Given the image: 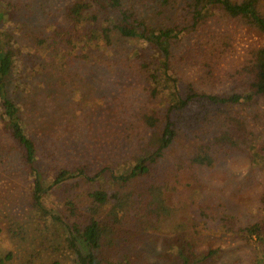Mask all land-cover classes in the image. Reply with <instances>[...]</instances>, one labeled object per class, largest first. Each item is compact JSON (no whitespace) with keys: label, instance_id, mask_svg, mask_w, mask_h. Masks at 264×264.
<instances>
[{"label":"rangeland","instance_id":"374dc122","mask_svg":"<svg viewBox=\"0 0 264 264\" xmlns=\"http://www.w3.org/2000/svg\"><path fill=\"white\" fill-rule=\"evenodd\" d=\"M5 1L19 3L21 12L10 22L15 32L21 22L28 30L49 29L71 0ZM137 1L150 13L155 26L176 19L178 6L173 13L162 8V0L147 4ZM261 10L264 13V2ZM206 38L217 39V47L222 41L226 46L216 50L207 47L204 38H188L186 45L193 50L191 58H183L178 66V83L207 94L230 93L244 80L237 72L247 50L264 45V34L228 21ZM135 44L120 39L113 50L105 52L101 64L56 69L46 77L31 63L43 53L33 44L9 77V97L20 107L46 175L82 163L97 169L129 155L136 142L133 130L140 127L138 109L146 101L143 78L135 72L137 66L125 58V53L138 47ZM182 54L184 57V50L179 49L177 58ZM225 109L245 127L243 139L238 141L241 151L211 171L193 169L185 173L174 199L178 203L175 213L156 227L121 222L118 229L124 242L117 244L119 256L131 250L137 256L133 264H183L180 235L190 242L194 253L217 250V260L212 264H264V247L248 245L240 237L225 233L219 221L231 215L247 224L264 213L259 204L264 193V99ZM252 141L259 145L260 153ZM189 150L184 140L177 139L165 161L170 163ZM0 151V264H78V253L85 251L78 243L69 242L73 219L64 212L56 189L43 197V204L52 215L61 217L60 221L32 208L30 175L1 120ZM75 194L82 204L87 203L85 189Z\"/></svg>","mask_w":264,"mask_h":264},{"label":"trees","instance_id":"16d2710c","mask_svg":"<svg viewBox=\"0 0 264 264\" xmlns=\"http://www.w3.org/2000/svg\"><path fill=\"white\" fill-rule=\"evenodd\" d=\"M161 2L162 8L173 13L178 6L176 19L162 26L150 21V13L137 0H71L49 29L28 30L21 22L13 32L10 22L21 12L19 3L0 0V120L10 131L30 175L32 208L60 221L61 217L52 215L43 204L44 196L58 191L64 212L73 219L69 242L78 243L85 251L78 253V264H133L137 258L133 251L118 255L117 244L124 242L119 224L127 221L156 227L170 218L185 173L193 169L211 171L220 161L241 151L238 141L243 139L245 127L225 108L257 104L264 99V45L247 50L237 72L244 79L242 87L230 93L199 92L190 84L179 85L177 77L183 58H191L193 49L186 45L188 38H204L207 47L219 50L226 46L225 41L217 47V39L206 38V34H213L228 21L264 34V0ZM120 39L138 46L125 53V58L137 66L135 72L143 78L146 90V101L138 109L140 127L133 130L135 144L120 161L97 169L85 163L60 167L46 175L20 107L9 97L7 80L33 44L43 53L31 63L46 77L56 69L101 64L105 52L113 50ZM179 49L184 50V57L177 58ZM177 139L184 140L190 150L167 163L166 153ZM252 147L260 153L259 145L253 142ZM82 188L86 204L75 194ZM259 204L264 211V193ZM219 221L225 233L240 237L248 245L264 247V213L247 224L231 215ZM179 236L183 264H212L217 260V250L194 253L190 242Z\"/></svg>","mask_w":264,"mask_h":264}]
</instances>
